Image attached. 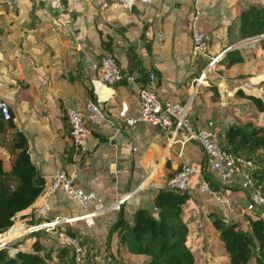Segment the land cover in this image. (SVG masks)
Here are the masks:
<instances>
[{"label": "crops", "instance_id": "0c3cea01", "mask_svg": "<svg viewBox=\"0 0 264 264\" xmlns=\"http://www.w3.org/2000/svg\"><path fill=\"white\" fill-rule=\"evenodd\" d=\"M114 1L106 0L107 6L89 0L62 1L53 9L52 0H0V99L8 105L13 124L7 137L15 133L24 137L30 160L45 183L56 171H63L76 187L97 195L98 201L91 202L87 209L62 194L49 198L48 205L50 218L75 219L66 227L76 232L79 230L72 226L92 220L102 235L94 239L98 245H104V233L117 219L116 211L97 214L100 210L122 200L121 208L128 217L138 207L151 208L157 189L164 187L182 164L197 169L190 182L194 193H198L197 183L207 174L201 149L188 144L180 153L175 148L173 158L148 178L166 139L146 124H123L127 118L138 117L136 90L142 86L140 76L130 71L133 62L128 51L140 57L146 73L154 74L159 99L187 106L189 119L197 128L212 121L222 140L231 121H238V108L245 101L238 100V86L233 82L247 73L245 67L236 74L229 73L234 68L223 72L218 69L229 49L225 38L241 12L264 2L152 0L148 6L137 4L125 12L111 10L109 5ZM196 13L199 18L194 27L208 38L207 53L202 57L192 55L188 29ZM107 55L116 57L124 78L130 71L126 80L112 87L95 83L98 64ZM213 57H219V65L211 73L207 64ZM204 72L203 81L194 83ZM91 95L103 116L89 123V151L81 155L72 146L64 110L76 106L87 119L85 103ZM118 128L120 133L115 135ZM218 193L228 195L224 189ZM192 198L195 206L205 204L220 216L211 197ZM227 198L230 219L248 212L244 194L242 198ZM44 202L45 198L39 196L20 216L32 214V220H36ZM65 222L61 220L60 224ZM21 250L30 248L23 246Z\"/></svg>", "mask_w": 264, "mask_h": 264}, {"label": "trees", "instance_id": "16d2710c", "mask_svg": "<svg viewBox=\"0 0 264 264\" xmlns=\"http://www.w3.org/2000/svg\"><path fill=\"white\" fill-rule=\"evenodd\" d=\"M225 39L229 49L222 50L225 53L218 69L223 72L245 67L247 73L238 78L254 84L250 82L254 80L253 74L264 70V2L241 12ZM128 54L133 62L130 71L132 75L140 76L143 85L148 73L138 55L131 50ZM130 71L123 79L130 76ZM235 93L239 101L252 100L258 110H264V102L251 93H242L239 88ZM90 99H93L92 95ZM245 113L238 108V121H231L232 125L224 130L221 146L252 161L250 178L264 193V127H255L253 116ZM12 129L11 119L4 120L0 112V233L10 229L15 222H26L27 225L40 222V219L32 220V214L20 216L39 198L44 180L30 160L24 137L20 133L7 137ZM203 180L214 192L220 189L242 192L214 183L206 173ZM195 203L188 191L177 192L164 186L154 194L151 208L138 207L134 215L128 217L120 207L116 211L117 219L104 233L109 264H128L126 262L131 258L143 259L142 264H249L251 261L264 264L263 217L244 212L225 223L212 207L195 206ZM194 217L197 219L192 221ZM240 220L246 223L245 230ZM193 228L201 230L197 236L192 234ZM66 232L89 246L80 264H102L92 259L97 251L93 238L82 236L69 227ZM20 246H29L30 251L21 250ZM7 248L16 250L15 255L11 258L6 249L0 250V264H75L71 250L58 247L44 232L15 240Z\"/></svg>", "mask_w": 264, "mask_h": 264}, {"label": "built area", "instance_id": "2783aa9c", "mask_svg": "<svg viewBox=\"0 0 264 264\" xmlns=\"http://www.w3.org/2000/svg\"><path fill=\"white\" fill-rule=\"evenodd\" d=\"M62 1L70 3H80L82 0H52L50 7L57 9ZM90 2H98L103 6L106 0H89ZM152 0H115L109 5L111 10L120 9L130 12L137 4L148 6ZM199 14L196 13L193 20L188 24V29L192 38V55L194 57H202L207 53L208 38L205 34L197 31L194 23L198 20ZM219 57L210 58L207 69L215 70ZM206 69V70H207ZM95 83L99 86L112 87L119 83L124 76L123 70L116 59L112 55L101 58L97 71ZM206 72H204L194 83L197 85L203 81ZM133 82V79H129ZM254 84L234 80V84L243 92H249L256 99L264 102V84L259 78H254ZM156 80L152 72H148L146 82L136 90V96L140 105V113L137 118H127L123 124L132 127L135 124H146L154 130L165 136L166 142L160 156L153 164L148 178L152 172H156L159 168L164 167L166 161L173 158L175 148L179 153L188 144L198 146L205 158L207 175L214 183L225 187L239 189L245 193L246 208L248 212L260 215L264 218V193L260 187H257L251 180L249 171L252 168V161L246 159L242 155H234L221 146V140L218 139L217 129L212 121H206L203 126L196 127L192 120L189 119L187 106L179 102H165L159 99L155 91ZM85 110L88 118L76 106L66 108L64 110V118L69 131V138L72 146L78 154L86 155L89 151L88 140L91 136L89 123L96 121L103 116L100 105L93 99H89L85 103ZM0 112L4 120L10 119L8 105L0 99ZM120 128L115 131V135H119ZM197 174V169L193 166L182 164L174 175L167 178L165 186L177 192H185L189 190L192 177ZM199 193L211 197L215 201L216 209L224 222H229L231 212L230 201L221 193L214 192L209 184L202 180ZM62 194L65 198L77 202L83 208L87 209L91 202L98 201V197L93 192H86L80 187H76L72 178L63 171H56L51 179L44 182V187L40 196L45 198V202L39 208L37 219L39 223L27 225L26 223L15 222L14 225L5 232L0 233V250L6 249L9 257L13 258L16 250L7 248L9 243H3L4 236L13 228L19 227L23 231V237L44 232L49 236L55 245L61 248H69L74 255L75 264H80L82 259L87 255L89 246L83 243L81 239L73 238L67 235L66 225L75 219H58L50 218V207L48 199ZM124 200L111 205L108 208L100 210L98 213H105L109 210L119 211ZM221 212V213H220ZM95 213L90 215L95 216ZM61 220L68 223L59 224ZM19 238V239H21ZM18 240V239H17ZM11 243V242H10ZM97 254V251H95ZM102 259L103 263L109 264L110 259L104 250L95 255L93 260Z\"/></svg>", "mask_w": 264, "mask_h": 264}, {"label": "rangeland", "instance_id": "374dc122", "mask_svg": "<svg viewBox=\"0 0 264 264\" xmlns=\"http://www.w3.org/2000/svg\"><path fill=\"white\" fill-rule=\"evenodd\" d=\"M217 65H219V64L216 63L215 69H216ZM240 70H242V68L241 69H239V67L238 68H234V69H232V71H229V73L230 74H236ZM210 72L212 73L213 70H210ZM257 75H259V76L264 78V70L257 72ZM253 103L254 102L252 100H245L244 104L242 103L243 105L241 106L242 113L246 112V113L250 114L251 116H253L251 119L253 120V124H254L255 127H257V128L264 127V110H258ZM243 111H245V112H243ZM197 185H198V188H199L200 187V183H197ZM194 191L195 190H193L192 188L189 187L188 192L193 197L197 196V195L200 196V197L204 196L203 194L199 193V190H197L198 193H194ZM227 192H228L227 197H230L231 195H235V196L238 195V197L242 198L243 194L245 195L244 192H232V191H227ZM73 204H76V203H73ZM239 212H240V210H239ZM235 218H238V217H235ZM196 219H197V217H194V219H191V220L194 221ZM191 220H190V224H192ZM192 225H194V223ZM240 225H241V227L244 230L247 228V225H246V223L244 221L240 220ZM72 227L75 228L76 230H79V232H80V234L82 236L83 235H89L93 239H95L96 237L99 238V237L102 236V235L99 234V229L95 226V223L92 220H90L88 222H82L81 224H77V225H74ZM200 231H201L200 229L197 230V228H193L192 234L194 236H197L200 233ZM22 247L23 246H20L19 249H21ZM9 249H11V248H9ZM103 250H104L103 243L101 245L97 244V254L96 253L95 254L97 256H99V253H101ZM102 261L103 260L100 259V257H99V260L95 261V262L106 264V263H103ZM143 261H144L143 259L131 258V259H128V261L126 263H128V264H142ZM249 264H255V262L251 261Z\"/></svg>", "mask_w": 264, "mask_h": 264}, {"label": "bare ground", "instance_id": "6f19581e", "mask_svg": "<svg viewBox=\"0 0 264 264\" xmlns=\"http://www.w3.org/2000/svg\"><path fill=\"white\" fill-rule=\"evenodd\" d=\"M209 71H210V67L208 68ZM161 168H159L155 173L152 172L151 175H150V178H153L156 173L160 170ZM60 224V223H59ZM23 231L21 230V228L19 227H13L5 236H4V239H3V243H10V242H13L19 238H21L23 236Z\"/></svg>", "mask_w": 264, "mask_h": 264}]
</instances>
